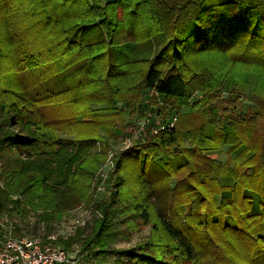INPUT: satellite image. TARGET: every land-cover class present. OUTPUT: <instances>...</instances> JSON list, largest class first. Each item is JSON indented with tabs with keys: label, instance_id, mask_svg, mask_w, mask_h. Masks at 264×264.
<instances>
[{
	"label": "trees",
	"instance_id": "1",
	"mask_svg": "<svg viewBox=\"0 0 264 264\" xmlns=\"http://www.w3.org/2000/svg\"><path fill=\"white\" fill-rule=\"evenodd\" d=\"M101 1L0 0V210L23 196L60 218L88 198L95 144L160 100L173 130L116 153L110 195L65 244L113 264H264V0ZM118 224L151 230L117 248Z\"/></svg>",
	"mask_w": 264,
	"mask_h": 264
},
{
	"label": "built area",
	"instance_id": "2",
	"mask_svg": "<svg viewBox=\"0 0 264 264\" xmlns=\"http://www.w3.org/2000/svg\"><path fill=\"white\" fill-rule=\"evenodd\" d=\"M203 98L201 92L195 91L180 108L192 105ZM243 103L245 105L248 101L244 100ZM162 104L158 100L156 105L145 108L143 114L133 116V120L130 119L131 125L128 126L126 136L120 143L121 149L118 150L129 149L135 142L143 140L147 134L155 135L160 131L173 130L178 112L174 110L168 112L160 108ZM115 154L113 151L107 152L106 162L96 176L100 182L97 190L104 189L105 186L102 184L108 179ZM27 220L18 222L11 212L0 210V264H95L94 256L81 245L72 244L66 248L59 245L61 240L69 239L75 229L85 225V222L80 223L79 219L74 218L70 225L62 227L53 224V229L50 230L46 227V222L37 220L38 228L35 226L36 219L28 216ZM33 227H37L36 232H27L26 228Z\"/></svg>",
	"mask_w": 264,
	"mask_h": 264
},
{
	"label": "rangeland",
	"instance_id": "3",
	"mask_svg": "<svg viewBox=\"0 0 264 264\" xmlns=\"http://www.w3.org/2000/svg\"><path fill=\"white\" fill-rule=\"evenodd\" d=\"M89 1L91 3L94 2V0H89ZM197 91L201 92L199 90H197ZM201 93L204 95V92H201ZM241 99H242L241 102L243 103L245 98L241 97ZM209 104H210V102H207L206 106H208ZM211 104H212V102H211ZM242 106H244V107L254 106V104L252 102H248L247 104L242 105ZM93 107L96 108V106H93ZM218 108H219V114H223L225 112L224 104L222 102H218ZM129 113L130 112H126L127 116H125V118H124V119H127V121H130V119L133 120V116H130ZM122 125H123V127H125V132L127 133L128 127L126 125L125 120L122 123ZM122 139H123V136L114 137L111 139L107 138V139H105V141L101 140L102 142L100 141V142H97L95 144L94 148L92 149V153H95V152L97 153L100 150L105 148V154H106V158H107V152L113 151L115 154V153L121 151L118 149H121L120 143H121ZM114 150H116V151H114ZM226 151H227V147L223 146L221 153L217 158V162L223 164L224 167H226L225 162H226L227 157H228ZM115 155H114V159H115ZM159 156L162 157V154H160ZM175 158H176L175 161L178 162L177 157H175ZM13 159H14V157L11 154H2L0 156V184L1 185L3 184V178H4L3 174L8 172V170H11L13 167ZM105 162H106V159H105ZM105 162H104V164H105ZM114 167H115V163L113 161V164L111 166V171L114 170ZM101 168L97 171V173L95 175L94 181L90 187L88 198L86 200H83V201L77 203V205H75L73 208L64 212L60 218H55L52 220H40V222H44V223L46 222V227L50 230L53 229V224H58L62 227H66V226L70 225L71 221L74 218L79 219L80 223L85 222V225L84 224L80 225L75 229L74 233L70 236V238L74 237L76 235L77 231L83 230V228L87 224L92 223L94 215L97 214L95 212L96 206L98 205V203L101 200H103L104 198H107L110 195V191L108 189L106 182L102 184L103 187L105 186L103 190H97V188H98L97 186H99L98 184L100 182L98 181L99 179H97L96 176L100 172ZM110 172L108 173V176H109ZM221 182H222V184L226 185V184H229L231 182V179L228 177V175L225 174L221 178ZM17 198H18L20 203L14 204L13 206L10 207V208H12V212H11L12 216L18 222H19V220L28 221L27 220L28 216H31L34 219H36L35 226H37L39 228V225H37V220L39 218V214H41V211H38V213L33 211V209H31L28 205H26L27 202L23 196H13L14 200ZM217 200H219V197L217 198ZM256 202H257V199H256ZM115 227H116V230L119 232L118 238L115 241V246L117 248H124V247H129V246L135 245L140 240L146 239L149 236V233L151 230V225H143V224H138V227L136 230H132L130 228H127V226L123 225V224H118ZM35 230H37V229L35 228ZM67 240H61L59 242V245L62 246L63 248H66L68 246L67 244H65L67 242ZM73 244L81 245V242H75ZM116 257H117L116 255H114L113 257H111L109 259H105L102 257L101 258L99 257L100 259H96L94 257L95 258V264H113Z\"/></svg>",
	"mask_w": 264,
	"mask_h": 264
}]
</instances>
